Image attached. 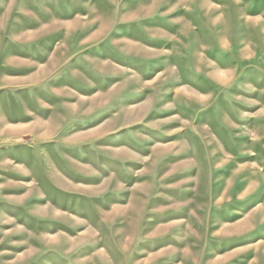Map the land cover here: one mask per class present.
<instances>
[{"label":"rangeland","instance_id":"obj_1","mask_svg":"<svg viewBox=\"0 0 264 264\" xmlns=\"http://www.w3.org/2000/svg\"><path fill=\"white\" fill-rule=\"evenodd\" d=\"M0 264H264V0H0Z\"/></svg>","mask_w":264,"mask_h":264},{"label":"crops","instance_id":"obj_2","mask_svg":"<svg viewBox=\"0 0 264 264\" xmlns=\"http://www.w3.org/2000/svg\"><path fill=\"white\" fill-rule=\"evenodd\" d=\"M191 58V56H189ZM173 85V83H172ZM179 96H182V94H179ZM188 100L190 101L191 104H194L195 103V100H193V98L190 99V97L188 98ZM197 104V102H196Z\"/></svg>","mask_w":264,"mask_h":264}]
</instances>
